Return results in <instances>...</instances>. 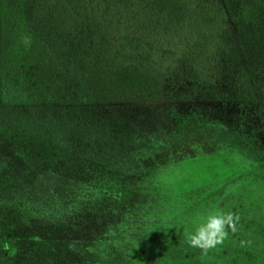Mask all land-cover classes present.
Listing matches in <instances>:
<instances>
[{
  "label": "trees",
  "instance_id": "1",
  "mask_svg": "<svg viewBox=\"0 0 264 264\" xmlns=\"http://www.w3.org/2000/svg\"><path fill=\"white\" fill-rule=\"evenodd\" d=\"M221 2L231 34L217 0H0V264H73L57 247L80 245L102 208L107 227L123 217L102 188L134 193L132 167L170 151L197 153L163 213L240 192L264 224V0ZM185 77L218 97L166 90Z\"/></svg>",
  "mask_w": 264,
  "mask_h": 264
},
{
  "label": "rangeland",
  "instance_id": "2",
  "mask_svg": "<svg viewBox=\"0 0 264 264\" xmlns=\"http://www.w3.org/2000/svg\"><path fill=\"white\" fill-rule=\"evenodd\" d=\"M217 1L219 6H216L215 12L221 13L220 17L225 23L228 33L231 34L226 11L221 0ZM173 56H175L174 53L161 61L167 66ZM165 88L187 103H193L196 100L204 102L218 97V93L210 94L203 88L193 89L192 81L187 83V77L183 79L180 88L173 89L168 85H165ZM208 143L202 136L191 137L187 146L203 151V147ZM117 153L126 162H133L137 158L133 151L120 149ZM169 153L171 154H156L154 156L155 164L147 162L143 170L137 166L132 167L130 173L127 174V187L134 193L118 194L116 191L109 192L107 187L102 188V193L108 195L105 197L106 203L111 207L117 206L123 217L111 219L110 226L107 227L103 225L107 224V215L106 210L102 208L100 219L96 221L98 225L84 232L86 236L79 241L80 245L74 244L70 249L65 245L64 248L57 247V250L63 253L64 259L68 256L71 257L74 260L73 264H259L264 261V224L260 222L256 227L252 223L253 219H262L258 196H251L253 201H250L251 199L248 201L250 196L245 198L239 192L236 199L203 201L201 203L204 204L200 203L201 205L196 210H194V206L191 209H186L185 205L184 209L174 215L168 216L163 213L164 207L172 199L170 187L175 184L181 185L184 182L183 165L188 160H194V156L189 154L197 152L170 151ZM126 166L130 168L128 165ZM149 177L155 183L159 182L158 179L165 180L167 183L151 184V182H146ZM242 194H245V191ZM234 196L235 194L230 197ZM183 202L187 204L188 201L184 199ZM174 203H179V201L175 199ZM126 205L129 206V209H126ZM241 209L245 212L239 214ZM217 211L238 214L240 217L237 224L238 231L229 235L226 239L227 243L218 245L206 254L199 249L191 248L186 242V238L195 230L200 222V217L205 213ZM130 228L132 229L130 230ZM39 232L36 231L35 234L41 237L61 234V231L54 226L45 232ZM32 233L27 230L26 235ZM135 236L140 237L136 239L137 247L128 245V241ZM28 240H25V250H28L31 243H28ZM59 242V239L53 238L40 241L42 245H56ZM106 255L111 258L102 260V257H107Z\"/></svg>",
  "mask_w": 264,
  "mask_h": 264
},
{
  "label": "clouds",
  "instance_id": "3",
  "mask_svg": "<svg viewBox=\"0 0 264 264\" xmlns=\"http://www.w3.org/2000/svg\"><path fill=\"white\" fill-rule=\"evenodd\" d=\"M239 221L240 217L235 212L205 213L200 217L195 230L186 238V242L191 248L199 249L206 254L209 250L222 245L229 237V233H236Z\"/></svg>",
  "mask_w": 264,
  "mask_h": 264
}]
</instances>
